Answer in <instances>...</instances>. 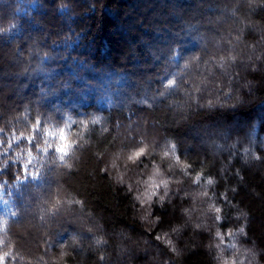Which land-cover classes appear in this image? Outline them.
I'll list each match as a JSON object with an SVG mask.
<instances>
[{"label":"trees","instance_id":"16d2710c","mask_svg":"<svg viewBox=\"0 0 264 264\" xmlns=\"http://www.w3.org/2000/svg\"><path fill=\"white\" fill-rule=\"evenodd\" d=\"M0 129L3 264H264V0H0Z\"/></svg>","mask_w":264,"mask_h":264},{"label":"snow or ice","instance_id":"6c2138e0","mask_svg":"<svg viewBox=\"0 0 264 264\" xmlns=\"http://www.w3.org/2000/svg\"><path fill=\"white\" fill-rule=\"evenodd\" d=\"M184 67L187 68L188 65L185 64ZM175 84H176L175 79L168 78L167 80H165L164 83L162 84V91L159 92V96L163 97V96L167 95L168 90L173 89ZM101 119H102L101 117L97 116L91 120V123L92 124L100 123ZM70 122L72 124L76 123L75 120H71ZM80 123L84 124V121H80ZM84 126L87 127L86 124ZM67 127H68V124L65 123L64 127L59 128L56 131H49L47 128L43 127V123L41 120L36 119L33 122V127L31 128L30 134L28 136H26V137L23 136V133H21L20 135L14 136L15 140L19 141L21 139H26L29 144H33V141L39 140L41 137V134L43 136H47L50 138V139H45L43 141V145H44L43 147H40V146L33 144V149L27 151L26 162L23 163V165L18 170L19 175L24 177V180L20 181L22 184L25 183L27 180H37L39 178L38 172L36 174L31 173V167L34 166V161L37 160V157L33 155V150H35L36 152H39V153H43L44 156H49L50 153H55L57 155L54 157V160L58 159L61 164H65L67 166L66 158L70 156V154L73 150V142L65 134V128H67ZM25 130L28 131V129H25ZM2 132H3V129H0V133H2ZM31 133H35L36 135H32ZM53 141H55V143H53ZM133 145L135 146V141L133 142ZM7 146H8V148H11L12 144L9 143ZM173 148H175V145H173ZM144 155H145V148L136 146V150L132 151L131 154L128 155L127 159L129 161H132L133 163H135ZM164 155L167 156L168 153L165 152ZM17 158L19 159L20 157H17ZM0 171H2V170H0ZM18 178L19 177L14 176L13 181H16ZM199 179H200V177L197 176L196 181L198 182ZM145 183H148V182L146 181ZM207 183L212 184L213 180L208 179ZM161 184H163L165 188H167V186H168V182L164 181V180L161 181ZM151 187L158 188L159 185L155 184V182H152ZM129 190L130 191L132 190L131 186H129ZM141 195L144 196L147 200H151L152 197L157 196V192L156 191H151L150 193L145 192V193H142ZM167 196H168V192L165 191L163 193V195L159 196V200L162 202L165 199V197H167ZM135 199L141 200V196H136ZM56 203L59 204L60 202L56 201ZM215 212L220 213L221 209L219 207H216ZM220 219H221V217L219 215H217L216 220L220 221ZM0 230H2V229H0ZM238 232L239 233H245V228L240 227ZM215 235H216V237L219 238L220 242L222 243L223 242V236L221 235V233L219 231H217ZM228 235L233 236L234 234L229 232ZM157 239H160V237H157ZM3 243H4V240L0 239V244H3ZM217 247H220V245L217 244ZM231 247L235 248V245L233 244V245H231ZM9 255H10V253L5 252L3 256H0V264H3L4 257H7ZM233 264H234V262H233Z\"/></svg>","mask_w":264,"mask_h":264},{"label":"rangeland","instance_id":"374dc122","mask_svg":"<svg viewBox=\"0 0 264 264\" xmlns=\"http://www.w3.org/2000/svg\"><path fill=\"white\" fill-rule=\"evenodd\" d=\"M142 3H143V2H142ZM137 6H138V5H137ZM134 7H136V6H134ZM135 150H136V149H135ZM145 153H146V150H145ZM161 175H162V174H161L159 171L154 170L153 172H151V173L149 174V176H147L146 181H147L148 183H146L144 190H143L142 192L140 191L139 194L137 195V196H141V200H139V202H140V204H141L142 206H147L148 203L153 202V201L156 200L161 194H163V191H164L166 188L164 187L163 184H161V181L163 180ZM146 181H145V182H146ZM152 182H155V184L159 185V187H158V188H156V187H151ZM151 191H156V192H157V196L152 197L151 200H147L144 196L141 195L142 193H145V192H149V193H150ZM142 202H143V203H142Z\"/></svg>","mask_w":264,"mask_h":264}]
</instances>
